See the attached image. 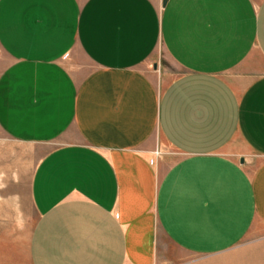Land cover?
Wrapping results in <instances>:
<instances>
[{
    "label": "crops",
    "instance_id": "obj_1",
    "mask_svg": "<svg viewBox=\"0 0 264 264\" xmlns=\"http://www.w3.org/2000/svg\"><path fill=\"white\" fill-rule=\"evenodd\" d=\"M0 131L30 264H259L264 0H0Z\"/></svg>",
    "mask_w": 264,
    "mask_h": 264
},
{
    "label": "rangeland",
    "instance_id": "obj_2",
    "mask_svg": "<svg viewBox=\"0 0 264 264\" xmlns=\"http://www.w3.org/2000/svg\"><path fill=\"white\" fill-rule=\"evenodd\" d=\"M152 67V64L145 66L147 70ZM159 149L168 150L161 143ZM40 151V147L13 141L0 131V264H30L28 243L36 215L27 188ZM254 236H260L259 241L264 244L263 225L251 228L244 242H255ZM259 264H264V255Z\"/></svg>",
    "mask_w": 264,
    "mask_h": 264
},
{
    "label": "water",
    "instance_id": "obj_3",
    "mask_svg": "<svg viewBox=\"0 0 264 264\" xmlns=\"http://www.w3.org/2000/svg\"><path fill=\"white\" fill-rule=\"evenodd\" d=\"M164 3V2H163Z\"/></svg>",
    "mask_w": 264,
    "mask_h": 264
}]
</instances>
